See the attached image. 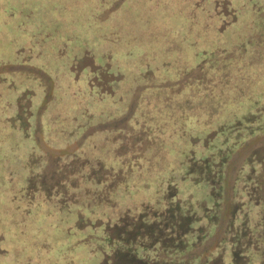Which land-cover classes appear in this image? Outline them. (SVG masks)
I'll return each mask as SVG.
<instances>
[{"label":"rangeland","instance_id":"rangeland-1","mask_svg":"<svg viewBox=\"0 0 264 264\" xmlns=\"http://www.w3.org/2000/svg\"><path fill=\"white\" fill-rule=\"evenodd\" d=\"M263 183L264 0H0V264H232ZM175 200L211 222L171 233Z\"/></svg>","mask_w":264,"mask_h":264},{"label":"trees","instance_id":"trees-1","mask_svg":"<svg viewBox=\"0 0 264 264\" xmlns=\"http://www.w3.org/2000/svg\"><path fill=\"white\" fill-rule=\"evenodd\" d=\"M213 1L215 2V0H213ZM107 66H110V65L106 64L105 66H101V67H102V69H104ZM258 68H259L258 70H260V72L263 71V69H261L260 67H258ZM90 70L92 71V69H90ZM236 81L237 80H232L233 83H236ZM113 82H111V83H113V86H111L112 84H108V86L104 87L105 90H107L110 93H112V91L114 93L119 92V90H120L119 81L116 79V80H113ZM88 85L91 86L89 81H88ZM252 85H257V84H252ZM109 86H111L110 90H109ZM176 101H177V99H176ZM183 102L188 104L187 101H183ZM151 103H152V100H151ZM174 103H175V100L173 99L172 104H174ZM187 109H188L187 111H189V112L198 113V115L195 114L196 117H200L199 115L202 112L209 113V115H210L209 120L201 117L200 123L202 125L211 123L214 120V116H215V119L218 116V114H217L218 112L215 113L213 110H210V111H205V110L193 111V109L190 108L189 104H188ZM168 114L170 115L171 112H169ZM213 134H211V136H213ZM214 139H216V137L215 138L213 137V139H211V140H213L215 142ZM202 148H203V151H206V150H208L209 147L205 146ZM194 152L195 153L191 152V154H190V158H189L190 170L189 171H194L193 174H198L195 164H197V165L202 164L203 169L205 170V173L207 175V177H203L202 179L205 180L209 184V186L211 185L210 187L212 188V190H214V193H212V195L215 198V200L219 199L220 193H217V192H219L220 184L216 185V182L219 179L220 169H222V166L224 164V160H219L218 163H215V162L211 163V158H210L211 156L209 158H204V156L196 155V149ZM205 157H208V156H205ZM213 165H215L214 171L211 170L213 168ZM213 174H215V178H216L215 180H213V177H212ZM190 177H198V176L197 175L196 176L191 175ZM251 181H253V182L251 183L250 188L251 187L252 188L254 187L253 189H259L260 188V186H261V184H260L261 180L260 179H256V180L252 179ZM216 186H218V187H216ZM261 189L263 191H257L254 193V195L253 194L248 195L247 201L249 203H252V205L259 207L255 219H252L254 221L253 223H251V218L247 217L248 213L243 211L242 217L239 219L238 224H235V226H234L233 222L237 218V217H235V215H237L238 212L240 213L239 208L244 203L240 200L235 201V209L233 211L232 220H231V224H232L231 227L234 228V232L230 233V237H231L230 241H231V244L233 247L236 245L239 246L238 249L240 251H238V252L240 254L232 252V260H231L232 264H250L252 258L251 257L249 258L246 256L247 251L255 252L254 254H256L260 258L259 264H264V183L262 184ZM169 196L173 197L174 193H171ZM216 204L217 203L215 202L214 203L215 208H216ZM182 208H183V205L182 206L180 205L179 200L170 201L169 204H167L164 208L165 211L163 213H166L168 216L171 217L169 220H166L171 224V228H174V230H171V233H174L175 231L178 230L180 235L184 236V235L191 233L193 222L198 223V222H201L203 220L204 221L206 220L208 223L211 222L210 216L206 211L204 212V215H201L197 218L194 216L193 212H190V211L185 212L184 210H182ZM148 210H149L148 206L144 205L141 208V210L138 212L137 216L141 218L142 222H148V221L153 220L152 222H149L147 224L149 226H152V228L154 230L155 224L160 223V219L162 217H160L161 216L160 214H157L159 212H155V211L148 212ZM173 215L175 216V220H172ZM161 220H164V219H161ZM5 235H7L6 231H2L0 233V238L5 236ZM107 236H108V238L109 237L112 238V232H111V234H107ZM135 237L139 238L138 235H135ZM165 238H167V237H165L164 235H162V236L157 235V237L154 238L153 243H160L161 245H163V243L166 244ZM162 239H164V240H162ZM146 246L147 245H145L144 247H146ZM154 246L155 245H151V247H154ZM130 252L134 253L136 258L141 260L144 263L150 264L153 262L152 261L153 259H151L149 256H147L145 254L139 253L137 251V249H131ZM239 255L241 256V258L243 260L241 262L238 258ZM256 255H254V256H256ZM174 264H178V263H174Z\"/></svg>","mask_w":264,"mask_h":264}]
</instances>
